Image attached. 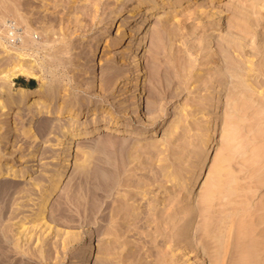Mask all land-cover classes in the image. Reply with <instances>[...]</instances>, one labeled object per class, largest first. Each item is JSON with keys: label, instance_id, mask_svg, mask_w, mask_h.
<instances>
[{"label": "rangeland", "instance_id": "rangeland-1", "mask_svg": "<svg viewBox=\"0 0 264 264\" xmlns=\"http://www.w3.org/2000/svg\"><path fill=\"white\" fill-rule=\"evenodd\" d=\"M22 1L34 3L30 10L25 11L31 24L19 22L13 15H7L0 19V77L9 73L11 65H14L13 62L18 59L17 51L21 49L24 61L36 63L32 68L34 73L45 75L51 83L60 80L61 87H59V90H55L56 94L53 90L52 94H54L52 96L61 105L66 101L68 107H75L86 100L87 97L90 100L89 103L94 101L93 105L96 106V102L103 104L121 100L129 91L132 92V90L127 89L132 83L134 75L130 76V72L125 71L123 68L122 74L116 76L114 80L113 89L105 91V99L99 98L104 94L100 91L102 90L100 85L102 84V72L106 67L105 61L112 55L111 52L123 50L122 46H104V51L101 52L99 57L98 73H92L90 55L86 53V48L84 49L87 44L92 43L94 37L103 34L107 35L108 39L115 37L117 28L112 27L110 31L106 28L111 17L112 6L108 3L111 0H101L102 3L100 2L96 6L98 7L97 17L89 22L83 21L87 25L83 23L82 29L80 28L74 32V27L71 31L73 26L71 24L70 31H66L65 34L59 33L62 34L64 39L66 38L67 43L66 40L64 43L63 40H59V42H56V46H62L61 50H64L63 47L67 48L69 53L61 51L54 58H51L48 54L47 50L51 49L50 46L44 45L46 43H49V45L54 44L48 42L46 37L51 29L49 28L46 34L43 28L57 25L60 19H63L64 25L68 23V14L65 10L62 11V6L66 5L68 1L61 0L60 8H53L51 0ZM233 1L236 0H227L226 2L233 4ZM215 3L219 4V1L215 0ZM119 6L128 7L129 4L124 3V0H119ZM200 7V10L203 9L202 6ZM173 9L172 6L163 9L162 14L151 21L153 34L149 35V42L144 49V85L147 88L145 104L149 105V116L151 115L156 122L151 125L152 119H138V111L136 110L135 112L132 111L134 113L129 118L123 115L120 117L123 118V121H129L133 126L132 130H135L137 134L120 136L115 132H101L95 137L77 140L78 144L72 169L61 188L49 197V210L46 215L54 225L50 229H47L46 225L41 222L36 207L38 208L37 205L40 204L41 198L45 196V194H38V187L40 183H48V178H46V175H49L46 172L47 168L50 167L51 170H56L60 166L59 161L54 163V157L57 156L60 149L50 148L58 140L40 134L38 137L40 140H35L34 144H31L27 151L25 150L26 152L24 151L28 155H23L22 147H24V144L22 142L24 137H22L20 127L27 121L24 119L26 116L22 118L21 114L16 113L12 108L8 113H0V121L11 119V117H13L11 120L14 121V118L18 117L16 124L8 123L10 120H5L6 124H9V126L6 125V128H11L9 134H4V128L0 130V145L5 147L2 151L5 154L0 155V162L8 160L14 164L23 163L24 159L32 157L34 153L40 157L38 160L32 161L35 164L34 170L26 171L27 173L23 176L17 175L14 178L0 176V234L4 233L2 226L8 222L10 224L8 234L11 236V240L5 242L4 248L8 254L5 258L9 261L8 263L5 260L8 264H18V258L22 257V252H24L22 255L25 261L30 260L32 257L37 259L41 250L48 247V245L53 250L51 262L48 260V262L44 261L43 263L41 262L42 259L38 257L37 264H74L75 262L80 264L84 259L83 251L90 242V237L92 238L91 241H95L97 253L100 254L105 264H159L158 253L160 254L163 250L159 252L161 248H158L160 246L158 241L162 237L154 227L152 229L153 223H155L151 222L154 216L153 213L160 211L161 216L166 217L165 220L163 219V227L168 220L167 214L173 216L177 213L181 215L183 221L186 219L187 210L191 207L186 191L189 183L187 180L190 179L192 167L197 164L200 158L201 143L209 128L208 125L217 119L218 113L215 100L221 93L228 95V100L222 103L225 110L222 115V131L214 155L204 173L205 183L197 193V204L198 201L201 202L203 199L205 201L203 200L202 204L200 203L202 205L199 210L200 214L193 221L197 225L200 224V226L206 224L204 226V229H206L205 227L210 222L209 217L213 222L214 219L219 222L218 217L225 215L227 216L226 221L233 227L240 224V222L246 223L245 225L242 224L247 229L251 227L252 221L250 220L254 218L252 214L254 216L255 213L254 205L264 199V85L258 88L259 91L263 92L262 96L257 93L249 94L244 92L241 86H236L237 77L220 76L227 68L221 65L219 43L223 37L229 35L228 30L233 14V11L227 9V5L222 7L220 16H209V18L205 17L203 19L194 16L193 10L195 9ZM171 10L172 12H170ZM239 15L242 14L239 13ZM162 19H168V23L171 24L170 31L161 33L157 30L156 26ZM112 30L115 31L114 34H112ZM66 34L67 36L64 37ZM235 35L238 37L239 33L235 32ZM28 37L30 38L28 39ZM62 37L60 38L63 39ZM25 39L29 41L33 39L35 45L25 47L23 45ZM249 48L250 45L247 44L245 49L249 50ZM53 50L52 48L50 52ZM59 56L63 57V60L65 58V62L59 61ZM53 61L54 63L51 64ZM258 61H260V57ZM9 62H11V65L8 64ZM57 62H61V64L57 66ZM120 63L119 60L116 65L124 67ZM4 64H8V66L4 67ZM43 69L44 72H42ZM28 79L30 80L28 82L29 89L39 88L37 79L22 75L12 76L10 84L15 89L20 82L24 83ZM88 79L96 81L97 93L89 94L90 92L88 93L83 89ZM254 79L264 83V76L260 74L254 76ZM1 96L2 99L6 97L5 94ZM133 96H137V90L134 91ZM213 108L215 110H210ZM207 116H210V120L206 119ZM48 118L54 120L56 116L53 115ZM32 119L35 128L39 127L43 120L41 117ZM170 128H173V131ZM14 131L15 134H12ZM168 131L172 132L168 133ZM7 136L9 139H4ZM46 144L50 146L46 147ZM87 144H91V146L89 145L87 148ZM34 148L35 150L32 153ZM85 166L88 173L82 172ZM109 170L117 173V178L113 181L115 183H113L112 188H108L109 190L104 189V192L96 185L98 182L87 181L88 184L86 183L88 177L85 175L90 173V176L92 174L97 176L100 172ZM84 173L86 174L84 175ZM215 181L217 185L213 183ZM7 182L16 185L31 182L32 184L30 183L31 185L28 186L31 190L30 188L28 191L19 187L9 188ZM89 184L94 189L98 187L97 195L99 194L100 196H98L102 199H100L101 202H96L98 204L95 203L93 207L90 206L93 199L84 194L86 193V185ZM251 186L254 187L253 190L256 187L258 189L254 192ZM71 188L84 190H80L81 192L75 201L69 200L68 197V195L71 196ZM213 189L214 191H212ZM103 192L108 195H103ZM81 196H84V198L82 199ZM31 199L37 202L33 204ZM233 199L240 201V203L236 200L233 201ZM247 199H249V202H246ZM242 204L245 207H242ZM63 205H65L66 211L62 215ZM154 206H156L155 209L150 208ZM235 206L236 210L234 211ZM90 208L93 209V212ZM246 209L247 213L245 212ZM109 210L113 211L110 212ZM108 211L111 214L115 213L113 216L119 219L116 223L121 228L119 235L112 232L109 234L113 223L111 224V222L102 219L104 213H108ZM238 211L242 213V215L239 214L240 217L236 216ZM132 213L139 215L135 219L138 222L133 221L134 223L131 222L130 224L132 227L136 224L134 230L138 234L134 233L135 235L133 232L136 231L127 230V227H129L127 216ZM202 213L206 216L200 217ZM239 218H245L246 222L243 219L241 221ZM202 220L208 221L205 223ZM237 220L240 222L237 223ZM176 227L178 226L174 227L175 230ZM58 228L68 230L70 233L79 231L81 233L79 240L73 239L69 235L70 239L66 241L68 243L65 245V240H62L64 237L68 238V236H63ZM146 228H148V231H146ZM204 229L202 227V230ZM233 229L231 233L229 232L230 236L234 232ZM144 232H149V234ZM141 236H146V239L143 238L144 240H142ZM169 239L167 240L169 244H165L167 248L164 246L167 249L166 252H169H167L169 254L168 261L172 260L176 252V255L180 252L177 249V244ZM197 239L195 241L199 242V239ZM230 240H224V242L228 241L229 246L226 251L222 252V263L220 264H232L230 259L232 258L233 248ZM227 244L226 242L223 243L224 247ZM34 253L37 256H34ZM171 254L172 257L170 258ZM202 257L205 258L206 255L201 254L197 248L196 251L194 250L183 256V258H189L190 260L180 261V263L194 264L201 261ZM6 262L5 264H7ZM244 264H249V262Z\"/></svg>", "mask_w": 264, "mask_h": 264}, {"label": "bare ground", "instance_id": "bare-ground-1", "mask_svg": "<svg viewBox=\"0 0 264 264\" xmlns=\"http://www.w3.org/2000/svg\"><path fill=\"white\" fill-rule=\"evenodd\" d=\"M51 1L53 2V3L51 2L53 5L52 6L53 8L61 7V0L60 1L51 0ZM67 1H68L67 4L62 6V11L65 10V12L68 14L67 15L68 23L64 25L63 19H60V22L57 25H53L50 27L46 26L45 29L43 28V30L46 31V34L49 28L51 29L50 31L52 32V33L49 32L46 35V37H47L48 42H52L54 44L52 45H49V43L44 44V45H47V47L50 46L51 49L52 48L54 49L52 52H50L51 49L47 50L51 58L56 57V55L60 53L61 51H65V52L67 51L69 53V50L67 48L63 47L64 50H61L62 46L60 45H59L60 47L56 46V42H59V40L60 41L63 40V43H64L66 38L64 39L62 37V34H65L66 31H68L71 28V24L73 25L71 28V31L74 30L75 32L76 30L78 31L80 28L82 29V26L86 24L83 21L89 22L90 20L95 19L97 17L96 11H98V7L96 6H98V4L101 2V0H67ZM218 1H219V4H216L215 0H124V3L126 2L129 4L128 7L119 6V0L109 1L108 3L111 4L112 10L110 12L111 17H110L109 23L106 26V28L109 31L111 30L112 27L117 28L116 33L115 31L112 30V34L114 33L116 34L115 37L113 39H108L107 35L103 34L98 37H94L92 39V43H89L84 47V49L86 48V53L90 55L89 57L90 58V69L92 73H98L99 57H100L101 52L104 51L103 50L104 46H111V47L122 46L123 47V50L121 51H117V52L114 51V53L111 52L112 55L109 58H107V60L105 61L106 67L102 72L103 76H101L102 84L100 83L101 84L100 89H102L100 91L104 92V94L101 93L103 95H101L99 98L105 99V96H104L106 93L105 91L106 90L110 91L111 88L113 89L114 80L116 76H118L119 74H122L121 72H123L122 71L123 68L125 71L130 72V76L134 75L133 81L127 89V90H132V92L129 91L130 93L128 92L124 97L121 98V100L119 99L117 101H111L109 103L99 104L96 102V106H94L93 105L94 101L89 103L90 100L87 99L86 97L85 98L86 100L82 101L81 103L79 104L75 103L77 104L75 107H68L66 101L65 103L62 102L64 103L62 105L59 104L53 98L52 95L54 93L52 94V91L53 90L55 91L56 89L59 90V87H61L60 80H55V83H51L48 81L45 75H42V74L39 75L37 73H34L32 68L34 67L33 65L36 63H30V62H27V60L24 61L23 60L24 55H23L22 50L19 49V51H17L18 59L13 62L14 65H11V62L8 63L11 65L9 73L7 75H3L2 77H0L1 79V82H0V113H3V114L8 113L9 110L12 108L13 110L16 111V113L21 114L22 118L26 116V118L24 119L27 121L20 127V129L22 130L21 131L22 137H24V141L22 142L24 144V147H22L23 153L25 150L27 151L28 147H30L31 144H34L35 140L36 141L40 140L38 139L40 134L46 135L47 137H54V139L58 140V142L56 144H53V147L51 146L50 148L60 149L57 156L54 157V163H57V161H59L60 166L56 168V170H51L50 167H48L46 171L49 174V175H46V178H48V183H40L38 187V190H39L38 194L40 195L45 194V196L44 198H41L42 200L40 201V204L37 205L38 208L36 207V210L38 211V216L41 218V222H43V225H46L47 229L54 227V225H52L51 220L48 219L46 215L47 211L49 210V202H48L49 197H51L61 188L67 175L72 169L75 150L78 144L77 140L80 138H90V137L92 138V137L97 136L101 132H115L116 134L120 136L137 134L135 130H132L133 126L130 124V122L123 121L122 120L123 118L120 117L121 115H123L124 117L129 118L130 116L133 115V113L136 110L138 111V114H137L138 119L144 118L145 120V118H148V120L149 119L153 120L151 115L149 116V113H150L149 105L145 104V101L147 98V88L144 85V70H143L144 57H145L144 49H145V46L149 42V35L153 34V27L151 25V21H153L156 16H159V14H162L161 11L163 9H166L169 6L174 7L173 10L184 9V8L195 9L193 10L194 16L199 17L200 19H203L205 17L209 18V16L210 17L220 16L222 7H225L227 5V9H230L231 11H233V14H232V19L230 21L231 30L230 29L228 30L229 35L223 37L219 43V51L221 53V56H220L221 65L227 68V70H224V72H222L220 76L221 77H225V76L226 77L227 76L237 77L236 86H241L244 92L246 93L248 92L249 94L257 93L261 96L263 95V92L259 91L258 88L260 86H263L264 83H260L259 81H256L254 79V76H256L257 74L264 76V0H236L235 2L233 1V4L232 3L228 4L226 2L227 0H218ZM33 4L34 3L32 2L28 3L22 0H0V19L7 15H13L16 20L17 19L19 20V22H25L27 24H31L29 23V20L27 18L28 16L26 15L27 12L25 11L30 10ZM200 6H202L203 9L200 10L199 9ZM170 12H172V10ZM239 13H241L242 15L240 16ZM170 25L171 24L168 23V19H162L160 23L156 26V28L161 33H165L171 28ZM235 32L239 33L238 37L235 35ZM59 33H62V34L60 35ZM66 36L67 34L64 37ZM60 37H62L63 39H61ZM29 38L30 37H28V39ZM28 39L24 40L23 45L25 47H33L35 45L34 40L31 39L29 41ZM66 43H67V40H66ZM247 44L250 45L249 50L245 49V46ZM38 50L39 48L37 49V51ZM136 50H138V52H136ZM59 57H60L59 61L65 60V58L63 60V57L61 56ZM259 57H260V61H258ZM119 60L121 62L120 64H123L124 67H120L122 65L120 66L116 65L117 62L119 63ZM52 63H54V61L51 62V64ZM8 64H4V67H7ZM58 64L60 65L61 62H57V66ZM42 72H44V69ZM52 72H54V70H52ZM254 72H256V74H254ZM14 75H22V76L33 77L37 79L39 88L32 90V89L26 88L25 86L19 85L15 89H13L10 84V81H11V77ZM95 82L96 81H92L91 79H88L83 89L87 91L88 93L90 92L89 94L97 93ZM135 90H137L136 97L133 96ZM3 94L6 95L5 99H2L1 95ZM55 94H56V91H55ZM227 100H228V95H224V93H221L217 96V99L215 100V106H216L217 113H218L217 119L214 122H212V124L209 123L208 125L209 128L201 143L202 152L199 155L200 158L197 164H195L192 167L190 179L187 180V182L189 183H188L186 191H187L188 198L190 199L191 207H189L187 210L186 219L183 221L181 215L177 214L176 212H175L176 214H174L173 216L167 214L168 220L166 219L167 220L165 222L166 224L163 227V219L165 220L166 217L161 216L162 214L159 213L160 211L158 213L157 212L153 213L154 216L152 217L153 219L151 222H155V223H153L154 225L152 226V229L154 227L155 230L158 233H160L162 237L158 241V244L160 245L158 248H161L159 249V252L163 250L161 251L160 254L158 253V256H159L158 263L159 264H176V263H180V261L182 262L188 261L190 259L189 258L185 259L183 258V256L188 254L189 252H193L194 250L196 251L197 248L199 249L201 254L206 255L205 258L202 257L201 261L195 260L197 261L198 264H220L222 263V252L224 250L226 251L227 247L229 246L227 244L228 241H225L227 244L226 247H224L225 245H223V243L225 244L224 242L225 239L230 240L229 237L232 238L230 240V244L232 245L231 247L233 248V251L231 252L232 258L230 259L232 261V264L233 263L234 264L235 263L244 264L246 262H249V264H264V199H262V201L259 202L258 204L256 203L257 205H254L255 213L252 211L254 213V216L252 214V217L254 218L250 220L252 221V223L249 229H247L244 226L246 223L244 224V222H242L244 224L243 225L239 220H237V223L239 221L240 224H237L238 226L236 225L235 227H233L231 224H228V222L226 221L227 216L219 215L220 217H218L216 213L215 215L220 219V220L217 219L219 222H217L215 219L213 222L212 220H210V217H209L208 220L210 222L205 227L206 229H204V226L206 224L204 226L203 225L200 226V224L197 225L193 221L194 218L199 216L200 214L199 210L201 209L200 206H202L201 202H203L204 200L203 199L201 202L198 201V204H197V193L201 190V188L203 187L205 183V178H204L205 170L207 169L214 155L215 147L217 146L219 142V135L222 131V115L225 112L224 107L222 106V103ZM210 110H215V108L210 109ZM53 115L56 116V119L50 120L48 117L53 116ZM34 117H41L43 119L39 127L35 128L34 124L32 123L33 121L32 118ZM12 118L13 117H11V119ZM17 118L18 117L14 118V121H12L9 118L1 120L0 130L1 128H4L5 129L4 134H9V132L11 131V128H6V125L9 126V124H6L5 120L6 121L10 120L8 123L16 124ZM206 119L210 120V116H207ZM155 122L156 121L153 120L151 122V125H153ZM208 122H211V121H208ZM170 130L173 131V128L172 129L170 128ZM172 131H168V133ZM12 134H15V131L12 132ZM8 136L4 137V139H9ZM89 145L91 146V144ZM89 145L87 144V148ZM45 146L47 147L50 145L46 144ZM4 149H5L4 145H0V155L5 154V153H2ZM33 150H35V148L32 149V153H33ZM87 151L89 152V150ZM23 155H28V153H24ZM39 158L40 157L36 153H34L32 157L30 156L27 159H24L23 163L14 164L11 161L3 160L0 162V176H4L5 178L7 177L14 178L17 175L23 176L24 174L27 173L26 171L34 170L35 164L32 161L38 160ZM55 158H57V160H55ZM85 168L87 167L85 166L84 169H82L83 171L82 170L81 171L87 172L88 170ZM85 174L86 173H84V175ZM89 174L85 175L86 177L89 178V179L87 178L86 183L88 184L87 181H90V182L94 181L95 183L98 182L99 185L98 184L96 185L99 186L100 189H103V191L104 189L107 190L108 188L109 189L112 188L114 185L113 183H115L113 181H115L117 178V173L110 171V170L102 171L97 176H94L93 174L90 176ZM30 183L31 182L23 183L22 185L20 184L16 185L15 183L13 184L12 182L11 183L7 182L6 184L8 185L9 188L14 187L15 189V187H19L22 190L28 191L30 188L28 186L32 184ZM213 183L215 184L216 181ZM86 186H87V188L85 187L86 193L84 194L89 195L93 199L92 201L93 203L90 204V206L93 207L96 202H99V201L101 202L102 199L101 197H99L100 196L99 194H98L99 196L97 195L98 187H95L96 189H94L90 186V184ZM72 189L73 188H71V190L69 189L70 191H72V193H71V196L68 195V197H69V200L75 201V199L78 198L79 193L84 190H81L80 188L79 189L81 191L78 189H73V190ZM253 189L254 187L252 188V191L255 192L258 188L256 187L255 190ZM212 191H214V189ZM104 192H103V195L105 194ZM100 193L102 192L100 191ZM87 195H84V196H87ZM84 196L83 197L81 196L82 199L84 198ZM208 198L210 199L209 196ZM31 200L33 204L37 202V201H34L33 199ZM234 200L236 199H233V201ZM247 200L248 201L246 202H249V199ZM238 203H240V201ZM243 204L241 206L245 207V205ZM236 206H235L234 211L236 210ZM155 207L156 206L150 207V208L155 209ZM61 210L63 212L61 211L59 212H61L63 215L66 211L65 205L62 206ZM242 210H244V208H242ZM91 211L93 212V209ZM109 211L108 213L107 212L104 213V215L102 213L103 215L102 219L104 221L111 222V224L113 223L112 228H110L111 231L109 234H111L112 232L114 234L119 235L121 232L120 231L121 228H119V225L116 224L118 223L119 219L117 218L118 219L117 220L116 217L113 216V214L115 213L111 214L109 213ZM112 211L113 210H111L110 212ZM241 211L240 213L238 211V213H236L237 214L236 216H239V214L242 215ZM245 212L247 213V209ZM136 213H132L131 215L127 216L128 224H129L128 225L129 227H127V230L129 231L134 230L136 226L135 224L133 225L134 227H132L130 225L131 222L132 223H134L133 221H135V223L138 222L135 220L139 216V215H136ZM222 213L224 214L223 211ZM202 214L200 215V217L206 216L205 214H203L202 216ZM59 215L61 216L60 213ZM242 219L245 221V218H242ZM138 220L140 221V218ZM207 221L206 222L204 221V222L207 223ZM8 223L2 226L4 228L3 230L4 233L2 232V234H0V264H5L6 261L9 263V261L5 259L7 258L6 256L7 253H6V250L4 249L6 245L5 242L7 243L9 240H11V236H9L8 234L10 231V224ZM157 224H158V227H157ZM61 225H64V224L62 223ZM175 226H178L176 227L177 228L176 230L174 228ZM60 227H63V226H60ZM202 227L204 230H202ZM232 228H234L233 229L234 232L232 233V236H230ZM146 229H147L146 231H148V228ZM167 229H168V232H167ZM58 231L62 233L63 236L65 235L68 236V238L64 237L62 240V241L65 240V243L63 242L65 245L68 243L66 241H69L70 239L69 235H71L73 239L75 238L77 240H79V235H81L79 231H74L73 233H70L68 230H64L61 228H58ZM149 232H144V233L149 234ZM134 233H137V231L133 232V234ZM145 237H142V240H144L143 238ZM196 237L199 239V242L195 241V239H197ZM169 238L175 244H177V247H178L177 249L180 251V252L178 251L179 252L178 255H176L177 253L176 252L174 254V257H172V254H171L170 258L172 257V260L170 261H168L169 259H167V257L169 256L168 254L169 252L167 251L168 252L167 253L166 252L167 249H165L164 247L166 246L165 244L167 243V240ZM91 239L92 238L90 237L89 239L90 242L86 245V249L83 251L84 259L82 260L80 264H105L100 254L97 253V250H96L97 248L95 247L96 246L95 241H91ZM168 244L169 243H167V245ZM52 251H53L52 247L48 245V247H45L44 249L41 250L39 256H37L35 253H34V256L36 255L37 259L38 257L39 259H42L41 262L43 263L44 261L48 262V260H50L52 257ZM23 253L24 252H22V254ZM22 254H21L22 257L18 258V261L20 264H35V263L37 264L36 261L38 260L36 258L32 257L34 261L32 258L31 259L29 258L30 260L25 261L23 259L24 256ZM77 263L78 262H75L74 264H77ZM197 263H194V264H197ZM187 264H192V263H187Z\"/></svg>", "mask_w": 264, "mask_h": 264}, {"label": "crops", "instance_id": "crops-1", "mask_svg": "<svg viewBox=\"0 0 264 264\" xmlns=\"http://www.w3.org/2000/svg\"><path fill=\"white\" fill-rule=\"evenodd\" d=\"M29 81H30L29 79L28 80H25L24 83L20 82L19 85L25 86L26 88H29V83H28Z\"/></svg>", "mask_w": 264, "mask_h": 264}]
</instances>
